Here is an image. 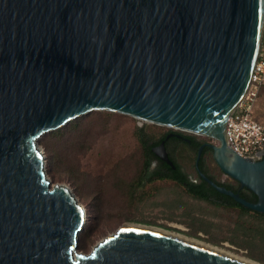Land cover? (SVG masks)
<instances>
[{"label": "water", "instance_id": "water-1", "mask_svg": "<svg viewBox=\"0 0 264 264\" xmlns=\"http://www.w3.org/2000/svg\"><path fill=\"white\" fill-rule=\"evenodd\" d=\"M264 0H0V264H243L162 233L119 227L78 253L85 210L45 171L39 139L108 111L210 139L223 174L264 214V150L227 144L262 40ZM189 143L181 134H169ZM151 151L174 169L164 141ZM124 229V231H121Z\"/></svg>", "mask_w": 264, "mask_h": 264}, {"label": "rangeland", "instance_id": "rangeland-1", "mask_svg": "<svg viewBox=\"0 0 264 264\" xmlns=\"http://www.w3.org/2000/svg\"><path fill=\"white\" fill-rule=\"evenodd\" d=\"M253 115L264 124V89ZM137 124L126 115L93 111L43 135L38 141L52 185L67 186L85 210L84 228L78 238L82 249L78 248V253H90L103 238L131 223L195 239L228 255L264 264L261 213L251 211L247 217L238 216L237 212L191 200L181 187L169 181L146 184L140 188L138 197H129L127 184L142 164L137 131L140 129L150 143L163 133L173 131L150 123H143L139 128ZM195 137L200 142L208 141L202 136ZM171 146L180 166L190 172L194 153L188 148ZM209 155L207 163L218 171L213 156ZM221 178L225 179L224 175Z\"/></svg>", "mask_w": 264, "mask_h": 264}, {"label": "flooded vegetation", "instance_id": "flooded-vegetation-1", "mask_svg": "<svg viewBox=\"0 0 264 264\" xmlns=\"http://www.w3.org/2000/svg\"><path fill=\"white\" fill-rule=\"evenodd\" d=\"M137 125H138L139 128H141L143 126V124H141V125L137 124ZM171 133L172 134H176L177 132H175V131H167V132L163 133L161 135V137L159 138L161 141H164L168 157L170 155L172 156V151H174V148H173L174 146L172 147L171 143L167 144V141H169L171 139H177V140H179L181 142H185L182 139H178L176 137L166 138L167 135H169ZM185 143H187V142H185ZM202 144H211V140L208 139V141H204V142H202ZM151 153H152V155L155 158L152 161V164H151ZM209 154L210 153H206L203 156V162L201 164L199 163L198 167H196L195 163L192 164L190 172L189 171H185L182 167H180V171H181L182 175L186 179V181L183 182L182 184H178L175 181L167 180V179L161 180V181H169V182L181 187L183 189L184 193L191 200L202 202V203H205L206 205L214 206L216 208H219L221 210H224V211H227V212H230V213L231 212H233V213L237 212L238 216L247 217V215L250 214L251 210L241 206L240 204H238L230 196H227V195L217 191L215 188H213L211 185H209L207 182H205L201 178V176L199 175V172L203 173L207 178H209L218 187L224 188L226 191L232 192L233 194H237L240 198H243V199H245L248 202L254 203V202L257 201L256 196L250 190L241 187L239 182H237L236 180H234V179L228 177L227 175L223 174L220 169L218 171L217 170H213L212 169V165L207 163V161L209 160V157H210ZM211 156H213L212 155V151H211ZM149 158H150L149 171H151V167L152 168L153 167H157V166H160L161 163H165L162 160H160L151 151V148H150ZM175 169H176V167H174V169H172V170L175 171ZM223 175H224L225 179L221 178V176H223ZM203 183H205V184H203ZM253 198L255 199V201L254 202L250 201Z\"/></svg>", "mask_w": 264, "mask_h": 264}, {"label": "built area", "instance_id": "built-area-1", "mask_svg": "<svg viewBox=\"0 0 264 264\" xmlns=\"http://www.w3.org/2000/svg\"><path fill=\"white\" fill-rule=\"evenodd\" d=\"M264 89V18L262 40L248 92L226 121L225 138L241 158L258 161L264 150V124L253 115L257 99Z\"/></svg>", "mask_w": 264, "mask_h": 264}, {"label": "trees", "instance_id": "trees-1", "mask_svg": "<svg viewBox=\"0 0 264 264\" xmlns=\"http://www.w3.org/2000/svg\"><path fill=\"white\" fill-rule=\"evenodd\" d=\"M80 118H82V117H80ZM79 124H80L79 122H75V125H79ZM175 132H177V131H175ZM177 133H179L183 137L189 139L190 143L181 142L177 139H171V140L167 141V144L171 143V144H174L176 147H180L183 149L188 148L195 155L198 147L202 144V142L198 141L196 139L195 135H188L186 133H180V132H177ZM136 137H137V140L140 143V146L142 148V164H141V169L139 170L137 175L134 177V179L130 183L127 184V194L129 195V197H131L132 199L138 197L139 196L138 193H139L140 188H142V186H144L146 184L152 185L154 182L165 180V179L175 181L178 184H182L183 182L186 181L185 177L182 175V173L180 171V167H181L180 163L175 159L173 154H172V156L171 155L169 156V159L173 163V166L176 167L175 171H173L171 169V167H169L165 163H161V165L157 166V167H153V168L151 167V171H149V168H150V158H149L150 148L157 145L158 143H160L161 140L158 139L157 141L150 143L148 141V139H146V136L142 133V131L140 129L137 131ZM209 152L211 153V151L208 147H205L203 149L202 156H201L200 161H199L200 164L203 162V156ZM53 158L56 159L55 155H53ZM53 158L51 160L53 161L54 164H56V160L54 161ZM154 159L155 158L151 153V164H152V161ZM193 161L194 160H192V162ZM203 184H205V183H203ZM250 201L254 202L255 199L253 198ZM261 216L264 217V214H261ZM80 234H79V236H80ZM78 248L82 249V247H79V245H78Z\"/></svg>", "mask_w": 264, "mask_h": 264}, {"label": "bare ground", "instance_id": "bare-ground-1", "mask_svg": "<svg viewBox=\"0 0 264 264\" xmlns=\"http://www.w3.org/2000/svg\"><path fill=\"white\" fill-rule=\"evenodd\" d=\"M146 123H150L151 124V122H148V121ZM122 227H129V228H134V229H141V230H147V231H153V232H157V233H162V234H165V235H168V236H171V237H174V238L181 239L183 241L189 242L191 244L197 245V246H199L201 248L213 251L215 253L224 255L226 257L234 259V260H236V261H238L240 263H243V264H260V263H257L255 261L249 259V258L228 255V254L224 253L223 251L219 250L218 248L210 246V245H208V244H206L204 242H201V241H198V240H195V239L185 238V237H183L181 235L172 234V233L163 231L161 229L152 228V227L143 226V225H138V224H131V223H127V224L123 225Z\"/></svg>", "mask_w": 264, "mask_h": 264}, {"label": "snow or ice", "instance_id": "snow-or-ice-1", "mask_svg": "<svg viewBox=\"0 0 264 264\" xmlns=\"http://www.w3.org/2000/svg\"><path fill=\"white\" fill-rule=\"evenodd\" d=\"M121 231H124V229H122Z\"/></svg>", "mask_w": 264, "mask_h": 264}]
</instances>
